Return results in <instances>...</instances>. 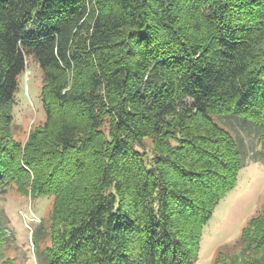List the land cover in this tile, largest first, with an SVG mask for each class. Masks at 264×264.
<instances>
[{"label": "trees", "instance_id": "1", "mask_svg": "<svg viewBox=\"0 0 264 264\" xmlns=\"http://www.w3.org/2000/svg\"><path fill=\"white\" fill-rule=\"evenodd\" d=\"M29 58L46 118L23 144ZM248 129L264 164V0H0V192L51 199L40 264H196ZM223 249L264 264V208Z\"/></svg>", "mask_w": 264, "mask_h": 264}, {"label": "rangeland", "instance_id": "2", "mask_svg": "<svg viewBox=\"0 0 264 264\" xmlns=\"http://www.w3.org/2000/svg\"><path fill=\"white\" fill-rule=\"evenodd\" d=\"M41 88L42 71L37 62L29 58L14 110V137L23 144L30 131L45 122ZM239 144L247 164L239 173L237 186L221 199L205 225L196 264H214L220 248H224V253L235 252L243 226L264 208V164L258 160V155L255 158L260 148L253 131L241 132ZM51 205L48 197L31 201L15 189L0 192V211L9 221L6 256L14 260V264H40L33 234L40 220L48 218ZM46 241L41 240L39 250L47 245Z\"/></svg>", "mask_w": 264, "mask_h": 264}]
</instances>
